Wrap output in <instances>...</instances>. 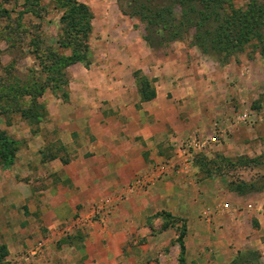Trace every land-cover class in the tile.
Here are the masks:
<instances>
[{
    "label": "crops",
    "instance_id": "crops-1",
    "mask_svg": "<svg viewBox=\"0 0 264 264\" xmlns=\"http://www.w3.org/2000/svg\"><path fill=\"white\" fill-rule=\"evenodd\" d=\"M83 2L118 34L107 37L102 69L83 68L84 81L70 87V104L60 106L68 113L57 109L54 114L52 135L61 143L46 147L53 159L39 164L46 188L25 194L28 219L37 225L33 232L46 240L42 256L30 264H231L247 249L258 251L264 261V199L223 192L219 186L211 191L213 181L197 176L195 153L187 165L170 168L148 189L129 190L136 176L170 160L174 137L207 141L240 130L241 122L225 117L230 101L216 94L217 68L182 42H175L170 56L155 60L143 31L130 29L116 0ZM135 70L150 78L152 100H142ZM120 195L123 200L106 218L63 232L77 213ZM0 210L6 212L1 205ZM181 231L184 256L177 241ZM2 233L12 251L25 245V228ZM70 234L69 241L59 243Z\"/></svg>",
    "mask_w": 264,
    "mask_h": 264
},
{
    "label": "rangeland",
    "instance_id": "rangeland-1",
    "mask_svg": "<svg viewBox=\"0 0 264 264\" xmlns=\"http://www.w3.org/2000/svg\"><path fill=\"white\" fill-rule=\"evenodd\" d=\"M89 1L99 4V0ZM116 2L121 15L128 19L130 29L142 30L144 38V23L133 15L130 0ZM244 5V1L235 2L236 7ZM93 15L86 59L67 64V58L75 49L71 44L73 33L63 31L62 14L55 9L54 0H0V131L22 142L14 166L7 171L0 169V205L6 209L5 213L0 210V247L4 248L0 252L7 251L0 264H17L23 257H29L23 264H30L38 258L29 255L45 236L33 232L37 225L36 221L30 223L28 219L30 201L25 202V194L46 188L40 178L43 172L39 170V164L52 160L54 152L48 154L46 147L53 148L61 143H55L52 135L57 129L56 110L63 115L68 113L66 109L60 110V106L70 104V87L84 81L83 68L102 69L106 59L104 52L108 49L107 37L118 34L114 26L102 21L97 10ZM103 16L107 17V14ZM120 26L128 28L123 24ZM175 42H182L185 50L194 48L205 58L207 65L217 68L214 78L218 84L214 88L219 99L230 101L225 117L232 124H236L234 119L240 122L239 116L244 113L256 119L252 126L238 124L240 130L235 134L227 130L221 135L217 129L221 135L218 136L219 143L208 146L194 157L198 178L213 181L210 182L211 191L219 186L223 192L234 193L231 191L233 186L253 185L257 190L248 193L250 199H264V55L257 41L251 40L227 61L203 54L195 46L192 32ZM175 42H154V47L147 45L153 59L160 60L173 53L178 46ZM140 73L145 76L142 71ZM235 98L237 104L233 102ZM241 99L242 104L238 103ZM178 222L181 224L182 221L178 219ZM24 228L25 245L12 251L11 244L9 249L6 243L10 239L6 240L2 231L11 234L22 232ZM72 236L64 235L59 243L69 241Z\"/></svg>",
    "mask_w": 264,
    "mask_h": 264
},
{
    "label": "trees",
    "instance_id": "trees-1",
    "mask_svg": "<svg viewBox=\"0 0 264 264\" xmlns=\"http://www.w3.org/2000/svg\"><path fill=\"white\" fill-rule=\"evenodd\" d=\"M238 1H244V7H236L235 2ZM130 5L133 15L144 23V40L151 47H154V42L180 41L184 35L192 32L195 46L203 54L215 55L227 61L251 40H256L264 55V0H130ZM54 7L62 14L63 31L73 33L71 44L75 49L72 56L67 58V64L85 60L89 52L87 41L92 32V9L77 0H54ZM140 74V71L134 73L139 93L143 101H150L155 97L152 82ZM21 145V141L0 131L2 171L14 166ZM262 158L264 160V156ZM256 190L248 184L231 187V191L240 196ZM183 237L181 231L177 239L181 256L185 254ZM0 250L4 248L0 247ZM6 255V250L2 254L0 252V262ZM231 264L263 263L258 251L247 249L239 251Z\"/></svg>",
    "mask_w": 264,
    "mask_h": 264
},
{
    "label": "built area",
    "instance_id": "built-area-1",
    "mask_svg": "<svg viewBox=\"0 0 264 264\" xmlns=\"http://www.w3.org/2000/svg\"><path fill=\"white\" fill-rule=\"evenodd\" d=\"M240 122L244 125L252 126L256 123V119L247 113L239 116ZM217 126V124H215ZM218 136L214 135L211 139L207 141H202L200 139H178L173 138V154L168 162L158 163L150 172L136 176L131 184L129 185V190L143 191L152 186L155 181L161 180L167 175L170 168L181 169L184 165H187L189 159L194 155L203 152L208 146L218 144ZM123 200V195L115 197H106L94 203L91 208L84 214L82 212L77 213L71 221L66 223L63 227V232L67 233L72 230L83 229L96 223L99 219L106 218L113 209ZM205 220L210 218L208 213H203L202 215ZM45 241H39L34 249L30 252L31 257H40L45 249ZM29 257H23L17 264H23V262L28 261ZM34 261V259H33Z\"/></svg>",
    "mask_w": 264,
    "mask_h": 264
}]
</instances>
